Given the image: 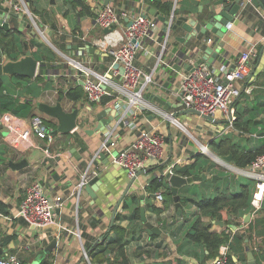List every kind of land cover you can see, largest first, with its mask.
Listing matches in <instances>:
<instances>
[{
	"label": "crops",
	"instance_id": "obj_1",
	"mask_svg": "<svg viewBox=\"0 0 264 264\" xmlns=\"http://www.w3.org/2000/svg\"><path fill=\"white\" fill-rule=\"evenodd\" d=\"M26 1L30 5L29 7L34 10L35 16H37L36 25L31 22L32 26L30 28L28 26L23 27V30H27L26 32L17 29L12 30V28L10 30L18 36H24V39H27L28 36V41L35 38V35H32L33 33L38 34L40 38L35 39L44 44L46 48L42 50L43 57L49 56V60H46L48 62L46 67L55 74L44 77V81H36L34 80L35 77L30 78L31 80L25 87L23 83L18 84L17 88L21 93L20 98H30L32 113L39 114L44 119L55 122L57 126L60 121L51 109L52 107L59 105L66 112L77 109L76 118L79 124L76 130L72 131L73 134L63 132L54 134L53 142L48 145L44 139L30 132L31 116L21 117L10 112L0 114V131L5 125L8 126L5 135L0 133V199L8 204L9 209L7 215L0 213V239L4 234L14 235L8 246L0 245L2 253L6 254L10 252V249H13L11 252L18 253L21 264H82L84 260L83 251L86 247L94 243L103 244L105 236L106 242L113 235L111 225L118 213L121 216L119 221L121 225L127 229L130 228V224L132 226L129 218L130 213L124 208L123 203L134 194L138 198L140 207L144 206L147 218L153 224L158 225L160 229L164 227L168 234H158L156 237H152L146 229H143L140 237L132 239L127 244L131 264H154L163 263V261L176 264L175 258L179 257L180 254L177 252V243L171 234L184 220L178 235L175 232L176 236L181 237L185 223L191 220L196 212L195 205L191 204L189 217L178 214L179 208L183 207L184 210L187 208V205L184 206L181 202L180 197L189 191L191 192L194 183L203 180L178 187L181 204L179 207L176 208L173 201L160 212H154L150 207V203L157 204L154 196L148 192V181L150 178L161 175L164 163L158 164L157 161L150 159L120 200L131 177L127 175L123 167L113 162L110 155L102 151L101 145L108 132L113 133L112 140H114V144L112 150L119 152L128 147L137 136L134 129L120 123V118L125 112L122 96H112L104 103L102 101L89 103L87 100L73 101L59 92V87L66 91L67 88L73 87L77 83L83 86L82 79L86 75L85 72H80L79 69L73 67L76 65L75 62L85 65L86 69L95 73L104 74L107 72L106 75H110L108 71H111L109 67L113 55L103 50L95 40L105 37L108 41H117L119 34L122 33L123 25L129 20L125 18L113 30L108 28V31H105L106 28L95 22L93 15L76 16V10L66 4L63 10L60 11L56 8L57 0ZM162 1L171 2L172 8L168 14L149 4L146 0H85L94 15L98 7L109 3L116 8L125 10L128 15L139 11L146 12L158 22V38L146 39L136 58V64L142 71L152 72L154 82L143 92V110L135 120L144 129H155L165 135L163 146L165 153L169 155L168 162L173 161L178 156L184 159L190 158V162H192L196 159V155L200 154L197 144L200 142L199 145L208 147V143L215 140V131L208 129V125L201 124L202 116H198L193 112H183L182 110L185 108L182 105L161 104L159 100L150 98V95L155 92L157 96L164 98L166 101L178 103V77L181 72L187 70L184 66V59L180 58V54L185 50L197 49L198 53L193 57L196 59L203 55L204 47L207 44L212 46L213 50H217V56L208 63L216 68L222 63L231 67L242 51L249 48L255 49V55L250 64V71L253 70V73L251 76L246 75L234 81V85L239 89V92L244 90L246 93H250L255 84L248 82V80L257 71L264 68V4L256 6L253 3V5L245 8L240 6V9L231 20V27L226 28L224 35L218 39L213 33L209 32L206 36L192 37L183 42L176 38L185 34L183 28L178 27L175 31L164 29L165 22L159 19L155 13H150L149 9L153 7L158 15H163L166 19H169L172 16L173 7L176 13L179 14L184 13L187 8L195 9V3L190 0ZM196 1L204 2L207 0ZM210 1L212 3L216 0ZM2 3V6L0 4V11L6 13L3 7H6L7 3L3 0ZM210 4L206 3L205 5L208 7ZM23 19L24 17L19 18V23ZM50 20L54 21L57 29L51 27ZM163 39L166 40V48L159 59ZM68 44L72 46L68 47ZM73 45H76L77 48H74ZM89 45L95 47L94 51H90ZM34 49V47L30 48L32 55ZM80 49L82 53H79ZM193 58L190 59L193 61ZM249 102L251 101L249 100ZM249 102L245 101L244 103L247 105ZM106 109L109 110L102 115V111ZM162 111L168 114L174 113L179 125H182L180 121H183L186 125H192L191 130L187 131L189 135L185 134L184 136L180 132L178 133L177 123L164 115ZM117 112L118 115H116ZM263 113L261 116H263ZM97 115H101L103 120L112 118L103 130H96L99 124ZM212 122L226 121L214 117ZM263 129L264 127H258L260 132ZM232 130L235 134L234 139H238V135L241 133L237 134L238 130L236 131L234 127ZM24 131L26 134L23 136ZM259 133L257 132L258 136ZM196 135H199L202 139H197ZM256 143H261V140L258 139ZM81 145L85 146V149H82ZM45 149H48L49 152ZM211 150L214 152L212 148ZM215 155L221 156L217 153ZM22 159H26L28 163L21 168H13L9 164V161L17 162ZM214 160V164L210 165L211 170H206L207 175H216L214 180L216 183L221 177L227 182L230 192L237 191L240 187L238 180L242 177L240 174H243L242 167L235 165L231 159L230 161L224 159L222 161ZM86 170L89 171V176L97 175L101 181L94 192L96 195L94 198L89 194L78 193V183L83 178ZM160 177L170 185L166 177ZM243 178L244 183H247V180L251 181V187L254 189V179L248 176ZM229 179H231L230 182L227 181ZM32 180L39 181L50 198L58 195L62 201L61 206L57 208L58 211L55 210L54 222L49 224L47 228H34L18 215V204ZM142 194L144 197H141ZM246 213L240 216L228 215L229 221L223 220V225L211 220V230H231L235 235L239 234L247 223L256 219V215L251 212L249 220L245 221ZM202 218L206 221L209 219L206 216ZM171 224L177 227L169 228ZM107 231L109 232L106 234ZM54 237L56 242L51 244ZM11 243L12 246H10ZM139 245L148 248L151 251V256L147 257L146 255L145 258L134 256V252ZM157 247H161L165 251V258L154 255ZM196 251L197 255L195 257L181 255L184 258L183 264H198L199 261H202L204 258L202 245L197 246ZM204 252L207 253V250ZM211 258L205 259L204 263L209 264ZM232 258L235 264H247V256L246 260H239L232 253Z\"/></svg>",
	"mask_w": 264,
	"mask_h": 264
},
{
	"label": "built area",
	"instance_id": "obj_2",
	"mask_svg": "<svg viewBox=\"0 0 264 264\" xmlns=\"http://www.w3.org/2000/svg\"><path fill=\"white\" fill-rule=\"evenodd\" d=\"M3 1L7 3L6 7H9V11L3 12L5 15L0 16L2 21L7 19L9 13L15 12L21 17L25 16L24 19L29 23L28 27L32 26L31 22L36 25L37 16L29 9V3L26 0ZM0 4L2 6V0H0ZM240 5L243 8L249 7L253 5V0H240ZM0 13L2 12L0 11ZM94 18L98 25L110 30L120 25L125 18L129 21L123 25L122 33L119 34L117 41L111 42L105 37L95 40L103 50L113 55V60L109 67V70H111L108 71L109 76L106 75L107 72L98 74L88 69L85 71L86 77L82 81L86 97L90 102H99L106 96L111 98L112 96L121 95L125 112L120 118V123L137 132V136L132 143L119 152L112 150L114 144V140H112L113 133L108 132L102 142L101 149L110 155L113 162L123 167L129 177L136 176L137 172L144 168L146 162L150 159L157 161L158 164L164 163V168L159 176L165 177L166 173L171 174L174 171L173 168L176 164L188 163L190 158L184 159L178 156L173 161L168 162L169 155L165 153L163 146L165 135L155 129H144L135 120L143 110V92L154 82L152 72L146 73L142 71L136 64V58L146 39L158 38V22L146 12L139 11L128 15L125 10L116 8L109 3L98 7ZM231 25L232 21H228L226 28H230ZM32 35H35V33ZM165 48L166 40L163 39L159 59ZM254 55L255 49L249 48L241 52L235 64L231 67L222 63L216 68L208 63L201 62L192 70L181 72L178 77L177 93L180 96L182 107L193 108L199 113L224 119L228 122V126L233 128L237 118L234 101L239 94V89L234 85V81L248 75ZM189 61L192 62L191 59ZM116 62L122 66V73H120L119 68L113 66ZM75 64L78 65L80 63L75 62ZM40 67L38 66L37 75L53 76L55 74L51 69L47 68L46 71H42L39 69ZM162 113L172 119L173 122H177L176 117L174 118L171 113L168 114L163 111ZM129 117L131 118L127 119ZM261 118H264V113ZM29 130L37 137L44 139L48 145L54 140V134L39 114L31 116ZM22 134L24 136L26 134L25 131ZM200 146L203 147L204 151L210 152L207 146ZM45 151L49 152L48 149H45ZM166 162L167 164L165 165ZM241 171L254 179L251 212L257 217L264 205V150L248 166L242 167ZM89 177L91 176L84 174L83 180L80 182L86 181ZM80 182L78 183V188ZM44 189L39 181L32 180L18 204V215L34 228H43L53 223L55 210L62 204L58 195L50 198L46 189ZM154 198L157 205H163L161 190L155 192ZM251 238L250 245L252 249L256 253L260 252L259 247L262 237L254 233ZM229 242L230 239L219 246L218 253L211 258L209 264H233L229 259ZM83 252L84 258L90 260L87 250L84 249ZM261 263L264 264V260H261ZM0 264H21V260L17 252H8L0 255ZM257 264L259 263L257 262Z\"/></svg>",
	"mask_w": 264,
	"mask_h": 264
},
{
	"label": "trees",
	"instance_id": "obj_3",
	"mask_svg": "<svg viewBox=\"0 0 264 264\" xmlns=\"http://www.w3.org/2000/svg\"><path fill=\"white\" fill-rule=\"evenodd\" d=\"M61 1L64 5L66 4L70 8L76 10V16H94L93 11L90 6L86 4L85 0ZM146 1L166 14H168L172 8L170 1ZM50 24L52 28L57 29L53 20H50ZM39 42L40 41L35 38L30 41L18 38L10 29L0 27V63L6 58L15 59L26 49L34 47L33 56L37 60H40L41 70L46 71L49 56L43 57L42 44ZM44 77L48 76L38 74L34 80L44 81ZM30 80L31 79L29 77L11 75L6 81L4 74L0 75V114L3 112H10L21 117L32 116L35 114L32 113L31 99H21L20 90L17 88V85L20 83H23L24 87L27 86ZM248 82H253L255 87H253L250 93H246L244 90L240 91L234 101L237 110V118L233 127L235 130H238V134L253 133L255 129L259 133L260 131L258 130V127H264L263 122L261 121V115L264 111V68L257 71L253 77L248 80ZM59 92L60 94H65L73 101H88L86 92L83 86L79 85V83L73 87L70 86L66 91L59 87ZM109 98V96L104 97L102 102L104 103L108 101ZM249 100L251 102H249ZM245 101H248L249 103L246 105V103H244ZM88 102L93 103L90 101ZM44 122L51 131L57 127L56 123L51 120L44 119ZM211 144L214 148V152L218 155L231 154V161L239 167L248 166L250 162L264 150V140H262L261 143H257V146L245 147L240 145L238 139L235 140L231 137V135L222 136L219 141L213 140L211 141ZM81 148L85 149V146L81 145ZM213 164L214 163L210 162L208 158L196 155V159L192 162L175 165L173 172L184 176L201 174L204 167H207V170H211L212 167L210 165ZM227 181L230 182L231 179ZM251 186V181L247 180V183L241 182L239 189L235 192H230L226 186L225 189H219L216 187V193L212 196L206 194L197 195L198 192H192L193 190L181 195L180 199L184 206L188 204L195 205L196 216L188 226L184 227L181 237L176 235H178L179 229L183 226V224L178 225V227L173 231L174 233L171 234L177 243V252L180 254L179 257L175 258L176 264H183L184 258L181 257V255H192L195 257V255H197L196 247L199 245H202L203 247L202 253L204 258L202 261H199L198 264H205V259L210 257L213 258L218 253L219 246L229 241V239V259L233 262V264H235V261L232 258V253H234L239 260H246V247H249V249L252 250L257 262L259 261V258H261L260 260H264V205L258 217H256L253 222L247 223L239 234L235 235V233L231 230H211V220L222 219L229 221V218L227 217L228 215L240 216L251 209V197L253 191V187ZM147 189L152 196H154L155 192L161 189L163 195L162 206L150 203V207L154 212H160L173 202L171 186L168 185L162 177L156 176L150 178ZM123 206L130 213L129 218L132 226L130 224V228L127 229L121 225L119 222L121 220V216L118 213L114 223L111 225V232L113 235L110 239L105 242V236L103 239L105 243H100V245L98 243H94L86 247L93 264H131V258L127 252V244L132 241V239L140 237L143 229H146L152 237L157 236L156 233H153L142 222L140 216V205L138 204V198L136 195L133 194L125 200ZM178 210V214L181 216L185 214L183 207ZM8 212V204L0 199V213L7 215ZM205 216L209 218L207 221L202 218ZM108 232L109 231H107L106 234ZM175 232L177 233L176 235ZM254 233L262 237V242L259 247L260 252L257 254L249 243V241L251 242V237ZM13 238V234L2 235L0 245L8 246ZM11 250L13 249H10V252ZM155 250L154 255L156 257H166V253L161 247H157ZM205 250H207V253L204 252ZM2 254L3 253H1V255ZM134 254V256H141V258H145L146 255L147 257L151 256V251L148 248L139 245ZM165 262L166 261H163V263ZM82 264L86 263L84 262Z\"/></svg>",
	"mask_w": 264,
	"mask_h": 264
},
{
	"label": "water",
	"instance_id": "obj_4",
	"mask_svg": "<svg viewBox=\"0 0 264 264\" xmlns=\"http://www.w3.org/2000/svg\"><path fill=\"white\" fill-rule=\"evenodd\" d=\"M193 1L196 5V8H187L185 9L184 13H179L177 14L175 11V8L173 7L172 9V16L169 19H166L163 15H158L153 7L149 9L150 13H155L159 19L165 22V27L164 29H167L169 31L176 30L178 27H181L185 30V34L181 37L178 36L176 37L180 41H185L186 39H191L192 37L196 36H206L209 32L213 33L215 37L218 39L224 35V32L226 31V24L228 21H231L233 17L236 15L238 10L240 9V0H216L211 3L210 0L207 1H202L198 2L196 0H190ZM206 3L210 4L208 7L205 5ZM253 3L256 6L263 5L264 0H253ZM3 9L8 12L9 9L8 7H3ZM5 13H0V16H4ZM19 18L21 16L15 12L9 13L7 16V19L5 21H2V18H0V27H4L6 29L12 28V30H23V27L28 26V21L26 19H23L21 23ZM25 18V16H24ZM12 23V25H10ZM19 24H21L19 26ZM105 31H108V29H105ZM71 44H68V47H71ZM74 48H77L76 45H73ZM90 51H94V46L89 45L88 47ZM199 48V47H196ZM82 53V50L80 49V52ZM197 49H192L190 51H182L180 54V58L184 59V66L185 69L187 70H192L197 64L201 62H206L210 63L213 61V59L217 56V50H213V47L210 45H205L204 47V53L203 55H200V57H197L194 59L197 54ZM190 58H193L194 60L192 62L189 61ZM40 63L37 61V59L32 55V52L30 49H27L24 53L20 54L17 58L12 59V58H6L0 63V75L6 74V75H20L24 77H29V78H34L37 74V69L38 66L40 67ZM116 68H119L120 73L123 72V68L121 65H119L118 62L114 63L113 65ZM178 67V66H177ZM253 73V70L248 73V76H251ZM150 98L157 99L160 101L161 104H166V105H171V106H180L182 105L180 96L177 97L179 100L178 103H171L169 101H166L164 98L159 97L156 95L155 92H153L150 95ZM54 113L57 115L59 118V125L52 130L53 134H57L58 132H63V133H69L72 132L77 126V118H76V113L77 109H74L72 111H64L61 109L59 105L56 107L51 108ZM109 109H106L102 111V115L106 113ZM183 112H193V113H198L202 117L213 121L214 117L209 114H204V113H199L193 108H185L182 110ZM118 115V112L117 114ZM173 116H175L174 113H172ZM99 124L96 127L97 129L103 130L106 125L110 123L112 118H108L107 120H103L101 115H97ZM261 121L264 124V118H261ZM8 129V126L5 125L2 127L1 131L6 134ZM259 136H264V129L259 133ZM213 157H215L217 160H227L230 161L231 159V154L228 155H221L217 156L213 152L211 153ZM27 160L22 159L17 162H12L9 161V164L13 168H21L25 165H27ZM207 167H204L203 171L201 174H195V175H189V176H184L178 173L172 172L166 173L165 177L170 183L171 190L173 193V201L175 203V207H179L180 201H179V194H178V187L183 185V184H191L195 181H202L207 178V173H206ZM143 170H139L137 172V175L140 174ZM89 175V171H85V175ZM136 175V176H137ZM136 176H133L130 178L128 185L126 186L120 200L123 198V196L127 193L128 189L132 185L133 181L135 180ZM212 179H216V175H212ZM83 180V179H81ZM101 181L98 179L97 175H93L89 178L86 179L84 182H80L79 188H78V193L79 194H89L91 197H95V190L97 188V185L100 184ZM141 197H144L142 194ZM120 200L117 203V206L120 202ZM58 211V209L56 210ZM251 215V209L247 211L245 215V221L249 220V217ZM140 216L141 220L144 223V225L150 229L153 233L161 234V229L158 225L153 224L146 216L145 208L142 205L140 207ZM214 222L223 225L224 221L222 219H214ZM46 228L48 227L45 226ZM45 228V229H46ZM56 242V238L54 237L51 241V244H54ZM50 244V245H51ZM12 246V243L11 245ZM246 256H247V264H257V261L255 259L254 253L252 252L249 247H246ZM2 253V248L0 247V254Z\"/></svg>",
	"mask_w": 264,
	"mask_h": 264
},
{
	"label": "rangeland",
	"instance_id": "obj_5",
	"mask_svg": "<svg viewBox=\"0 0 264 264\" xmlns=\"http://www.w3.org/2000/svg\"><path fill=\"white\" fill-rule=\"evenodd\" d=\"M30 6V5H29ZM63 7H64V4L62 3V1H60V0H57V3H56V8L57 9H59L60 11L61 10H63ZM30 8V7H29ZM31 9V8H30ZM31 11L32 12H34V10L33 9H31ZM30 28V27H29ZM28 28V29H29ZM23 32H26L25 30H22ZM15 36L16 37H18V38H20L21 37V39H24V36H18V34H16L15 33ZM35 38H40V36L38 35V34H36L35 33ZM40 43V42H39ZM42 49L43 50H45L46 48H45V46H44V44H42ZM39 63H40V61H38ZM85 65H80V64H78V65H74L73 67L74 68H77V69H79V71L81 72H85V71H87V69H86V67H84ZM40 69V68H39ZM41 70V69H40ZM11 75H6V74H4V77H5V79H6V81L9 79V77H10ZM36 76H37V74H36ZM35 76V77H36ZM196 114H198V113H196ZM164 116V115H163ZM199 116V115H198ZM174 118H175V116H174ZM176 119V118H175ZM178 121H180V120H178ZM180 122H182V125H179L177 122H175V123H177V125H178V133L180 132L182 135H184L185 136V134H187V136L189 135L188 134V130L190 131L191 130V128H192V125H186L185 123H183V121H180ZM194 122V121H193ZM77 124H79V123H77ZM201 124L202 125H204L205 126V124L206 125H208L209 127H212V128H209L208 127V129H211V130H213V131H215V137H214V139H215V141H219L220 140V138L222 137V136H225V135H231V137H233V138H235V134H234V130H232V128L231 127H229L228 126V122L226 121V122H212V121H210V120H207L206 118H203L202 117V120H201ZM155 126H158V125H155ZM183 126V127H182ZM175 128H177V127H175ZM157 129V128H156ZM207 129V130H208ZM237 131V130H236ZM0 133L1 134H4L2 131H0ZM69 134H73L72 132H70ZM238 134V133H237ZM5 135V134H4ZM197 136V139H202L199 135H196ZM258 139H260L261 141L262 140H264V136H258L257 135V131H256V129L254 130V132L253 133H249V134H239L238 135V141L240 142V145H242V146H245V147H253V146H257V143H256V141L258 140ZM105 140V139H104ZM236 140V139H235ZM197 147H199L198 149H199V151H200V156L201 157H205V158H208L209 160H210V162H213L214 163V159H216L215 157H213L212 156V150H211V148L212 149H214L213 148V146H212V144L211 143H208V148H209V150H210V152H208V151H204V149H203V147H201L199 144H197ZM214 153V152H213ZM214 154H216V153H214ZM203 160V159H202ZM217 162H219V161H217ZM240 176H242V177H240V180H238V182H243V180H244V178L243 177H247V176H245L244 174H240ZM227 182L224 180V179H222L221 177H220V179H218L217 180V183H216V181H214V179H212V176H208V178H206L205 180H203L202 182H196V183H194L193 184V191L192 192H198L197 193V195H203V194H206V192H207V194L206 195H210V196H212V195H214L215 193H216V190H217V188H219V189H225V187L227 186V184H226ZM217 187V188H216ZM233 190V189H232ZM209 191V192H208ZM190 205L191 204H188L187 205V208L184 210V216H186V217H189L190 216V212H189V208H190ZM20 216V215H19ZM195 216L196 215H194L192 218H191V220H188L186 223H185V227L186 226H188L190 223H191V221L195 218ZM181 223L182 224H184V220H182L181 221ZM180 223V224H181ZM175 227H177V226H174L173 224H171L170 226H169V228H175ZM161 230H162V235H167L168 234V232L166 231V230H164V227H161ZM187 244H189V243H187ZM257 254V253H256ZM90 256V255H89ZM261 258H259V263H261V260H260ZM86 263V264H93L92 262H91V259L90 260H87V259H85L84 258V260H83V262L82 263ZM154 264H171L170 262H165V263H162V262H159V263H154Z\"/></svg>",
	"mask_w": 264,
	"mask_h": 264
}]
</instances>
